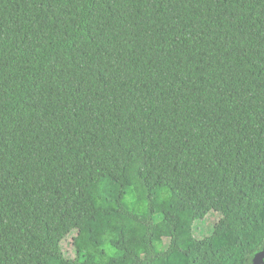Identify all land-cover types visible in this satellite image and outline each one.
<instances>
[{
	"label": "trees",
	"instance_id": "trees-1",
	"mask_svg": "<svg viewBox=\"0 0 264 264\" xmlns=\"http://www.w3.org/2000/svg\"><path fill=\"white\" fill-rule=\"evenodd\" d=\"M212 212L249 226L198 237ZM263 248L264 0H0V264Z\"/></svg>",
	"mask_w": 264,
	"mask_h": 264
},
{
	"label": "rangeland",
	"instance_id": "rangeland-1",
	"mask_svg": "<svg viewBox=\"0 0 264 264\" xmlns=\"http://www.w3.org/2000/svg\"><path fill=\"white\" fill-rule=\"evenodd\" d=\"M146 161L147 158L142 155L139 150H134L132 154V167L128 175H133L134 172L137 171V169H139L146 163ZM193 217V214L185 213L181 215V223H184V225L190 227L193 225ZM248 226L249 221L242 215H228L225 218L221 219V216L218 213L212 212L204 220L197 221V223L194 225V231L198 237L208 236L215 230L219 235L222 236L237 228H247ZM75 236H78L81 240L87 242L89 238V229L83 222L78 225L77 233L75 234ZM64 249L68 256H74L72 237L68 238L64 242ZM205 264L217 263H213L208 259Z\"/></svg>",
	"mask_w": 264,
	"mask_h": 264
},
{
	"label": "water",
	"instance_id": "water-1",
	"mask_svg": "<svg viewBox=\"0 0 264 264\" xmlns=\"http://www.w3.org/2000/svg\"><path fill=\"white\" fill-rule=\"evenodd\" d=\"M253 264H264V248L254 256Z\"/></svg>",
	"mask_w": 264,
	"mask_h": 264
}]
</instances>
